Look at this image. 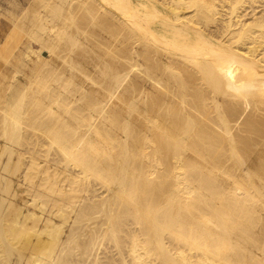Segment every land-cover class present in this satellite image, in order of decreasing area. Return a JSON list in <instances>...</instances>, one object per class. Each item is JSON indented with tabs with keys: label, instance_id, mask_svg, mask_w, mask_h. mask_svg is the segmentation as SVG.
<instances>
[{
	"label": "bare ground",
	"instance_id": "obj_1",
	"mask_svg": "<svg viewBox=\"0 0 264 264\" xmlns=\"http://www.w3.org/2000/svg\"><path fill=\"white\" fill-rule=\"evenodd\" d=\"M34 4L0 44V264H264V0Z\"/></svg>",
	"mask_w": 264,
	"mask_h": 264
},
{
	"label": "rangeland",
	"instance_id": "obj_2",
	"mask_svg": "<svg viewBox=\"0 0 264 264\" xmlns=\"http://www.w3.org/2000/svg\"><path fill=\"white\" fill-rule=\"evenodd\" d=\"M35 5L34 4V0H0V44L2 43V41H4V39L6 37H8V35L12 32V29L15 27V21L17 20L16 18H21L22 15L24 14V12L26 11V8L28 9V7L30 5ZM251 8L247 9V12H251L250 10ZM258 8L257 11H259ZM25 10V11H24ZM250 16H248L247 18H249ZM27 23V22H26ZM20 34V35H19ZM26 34V35H25ZM16 41L13 43L12 47H14V51L13 54L11 55L10 62L4 63L2 66V72L6 73L7 75H9V78H7L5 80V83H8V81H10L13 71H15L17 68L21 69L23 71V73L25 74H30L32 72V67H33V59H35V55H31V57L27 56V46L29 44V41L32 39L31 36H29L25 31H19L18 34L16 35ZM32 41V40H31ZM34 43V42H33ZM15 45L16 48H15ZM38 48V44L37 42L34 43V49ZM23 52L24 55H22L24 63L23 62H18L14 59V54L17 55L20 52ZM43 55H47V52H42ZM60 60V59H59ZM58 60V61H59ZM16 61V63H15ZM58 61H56L55 64L58 63ZM9 63V64H8ZM18 63V64H17ZM19 63H21L19 65ZM13 64V65H12ZM17 64V65H16ZM23 64V65H22ZM5 65V66H4ZM22 65V66H21ZM61 65V64H60ZM59 65V67L61 68V66ZM15 66V68H14ZM17 66V67H16ZM68 68V67H67ZM61 69H59L60 71ZM66 71H64L65 73H68V69H65ZM59 75V72H57ZM24 74H19V77H23ZM53 75H51V77L49 76V78H53ZM48 77V76H46ZM55 77V76H54ZM57 77V75H56ZM48 78V79H49ZM53 81L56 82L55 78L51 79ZM50 81V80H49ZM52 82L53 85H55V82ZM0 143L3 144L4 141H2V139L0 138ZM18 149H22L21 146H17ZM6 156L7 154L4 153L2 156V159H5L4 161H6ZM17 159V158H16ZM15 159V160H16ZM9 177L12 180V187L14 188H19V190H24L25 188V184H22L19 177L17 176V174L10 170ZM1 194V193H0ZM10 200H13L15 202H18L19 204H22L20 198L16 199V198H10ZM3 207L2 209H0V212L3 213ZM31 242L28 243H17L15 244L9 251L7 257H8V261L10 264H16V261L20 259V264H22L24 262V260L26 259V256H29L32 252L34 253V251L32 250V246H31Z\"/></svg>",
	"mask_w": 264,
	"mask_h": 264
}]
</instances>
